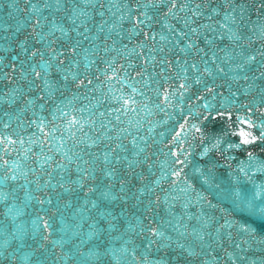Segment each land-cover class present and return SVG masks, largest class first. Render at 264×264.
Segmentation results:
<instances>
[{
  "label": "snow or ice",
  "instance_id": "1",
  "mask_svg": "<svg viewBox=\"0 0 264 264\" xmlns=\"http://www.w3.org/2000/svg\"><path fill=\"white\" fill-rule=\"evenodd\" d=\"M88 3V0H85V4ZM96 5L99 6V12L101 16H104L105 14V9L106 8H112V4L108 3L105 4L103 2V0H95V3L93 4V7H96ZM188 3L187 0H185V3H180L179 5L177 4V0H165V2L162 3V0H145V3H125L124 5H122V7H125L129 10V12H131L132 10H138L143 8L144 11L142 12H138L139 16L143 17V20H136V24L143 26V24L145 23V21H149L151 19V17L148 15L150 9L154 10V14L160 18H162L164 20V23L168 24L169 29H170V34H169V38H171L172 36H176L179 35L180 38L182 39H186L187 38V32L186 31H181V29L179 27H176L172 21L169 19V17H179V11L180 9H187L188 8ZM208 5H203L202 7H207ZM8 7L10 9H20L21 6L17 3V0H9L8 3ZM193 9H195L197 6L193 5L192 6ZM225 8H229L232 7V5L230 3H225L224 4ZM45 8H54V9H58L61 11H64L65 8L70 9L71 12L70 13H66L67 14V18L69 21H77L79 20V24L78 25H74L76 32H77V40L76 41H70V43H72V49L70 51H78L79 47H80V42L83 40H88V37L93 36L92 31L90 30V27L87 24V17L89 15V12L91 11V9L89 10H85L83 8H80L78 5H74L71 3L65 4L63 2V0H45L44 3H39L38 0H32L31 3L27 4V7L21 9L23 12L25 13H35V19L32 18L31 15H28V19L32 20V24L30 25V27L32 28L33 32H35L36 30V26L39 25L41 28L44 25L45 22V16L41 15V10L45 9ZM163 8V11H160V9ZM213 12L219 11V9L217 7H213L212 8ZM243 11V9H241V12ZM200 12L199 11H195L194 15L196 16H200ZM123 15V14H122ZM228 18H230L231 20L235 21V16H231L230 14H227ZM53 20L55 21L56 19H58L57 16L53 15ZM105 20L101 19L99 21V23L97 24V32H102L103 29L102 27H100L101 25H104ZM193 23L188 16L184 17V24L182 25L185 29H187V25ZM222 23V21H221ZM83 26V32L88 33V36H84L83 33L80 31V27ZM116 26L118 27V24L114 25H109V27H113ZM57 27V25L53 24L51 25V28L54 30ZM224 28H227L228 25L224 24L223 25ZM133 28L135 29V25H133ZM194 30L196 32H199L200 30V26L199 25H194ZM70 31L67 28H63L62 29V33L63 32H68ZM163 31V30H161ZM123 33H121L122 35ZM229 34L230 37H232V43L235 45L237 40L243 41L245 38L243 36V34L237 35L236 31H233L232 29H229ZM49 32L47 31H41L40 32V38L43 39L44 37L48 36ZM144 35L147 36L149 35L148 31L144 32ZM151 36L155 37L156 33L155 32H151L150 33ZM106 36V40L110 39V36H108L107 34H105ZM93 39L95 40V43L92 42V40H88L89 46L96 51L98 54L99 52L102 50L104 55V59L107 60V53L110 51V48L107 46L106 40L102 41L99 40L97 37H93ZM163 39V37H162ZM23 43V42H22ZM196 43L195 38L193 37L192 39H188L187 40V45L190 47L192 44ZM176 44L179 45L180 44V40H176ZM115 47V42L112 43V48ZM262 48H264V45L261 46ZM45 48L47 49V52L49 54V60H44L43 59V55H42V49L33 47L31 53H28V55H40L41 58L39 61H37L36 63H33L29 72L30 78L35 82L36 80H40L41 78H43V88H41V90L38 93L39 98L41 99V103H44L45 100L49 99V98H54L56 95V88L57 87H62L63 85H59L57 80H53L50 76H49V72L52 70V66L55 65L57 69H61L64 72V79L67 80V74L71 73V75L73 77H76L78 75V73L76 72H72L71 68L68 69H63L62 68V61L64 60V56L62 55V53L65 51L64 48L60 47L57 48L56 44H55V37H53V39L51 40H47L45 41ZM55 49V50H54ZM25 51H27L25 49ZM219 51V50H218ZM236 52L237 54L242 58L243 62L242 63H236V64H228V68L229 69H235V68H243L244 64L253 61L255 59V54L253 55H245L242 51H240L239 46H236ZM231 50L229 51H225L222 53L223 57H227L229 58V60H231ZM260 55L262 56V58H264V52L260 53ZM176 60H179V57H175ZM212 59L214 61L219 60L220 58L217 56H212ZM58 61H60L58 63ZM161 63L164 64H168V67H171V63L167 60H161ZM71 63L75 66L76 62L75 61H71ZM205 63H207L205 61ZM13 67H15V65H13ZM125 67H127V65H125ZM193 68H199V66L196 63L192 64ZM105 68H107V64L105 65ZM216 69H218L220 72L225 71V67H223L221 65V63H217L216 64ZM212 69L210 67H205L204 71L205 72H210ZM161 72L164 71V69H160ZM184 71H187V69H184ZM112 75H115V73L113 72ZM138 75H147V73H144L143 71L138 74ZM236 79H240V76H236ZM10 79V77H9ZM244 79L247 80L248 77L244 76ZM196 83H199V79L197 78ZM125 83H130L129 81H125ZM150 83V81H149ZM186 84L185 80H181L180 81V87L183 89L184 85ZM143 87V86H141ZM212 88L215 87V85H211ZM245 88L248 87V85L244 86ZM208 88H205V91H208ZM137 89L133 88L132 92L136 93ZM165 96H168L169 93L165 92L164 93ZM3 99H8V97H4ZM130 103H135L134 101H128ZM33 103V101L31 99L26 101V104L28 106H31ZM247 103V102H246ZM59 107H62L64 109L63 113H61V115H66L68 112V108L65 107L64 105H59ZM262 112H264V109H261ZM9 115V114H6ZM18 115H20V113H18ZM33 119L35 120V117H33ZM77 121V117L75 115H73L71 117V122H76ZM39 123L40 128H44V123L37 121ZM247 123V121H245ZM3 127L5 129H7L9 127L8 123H4ZM109 127H112L111 125H109ZM195 127V125H194ZM262 128H264V125H261ZM46 130V129H45ZM69 131L71 132V128L69 129ZM97 131H99V129H97ZM179 131V130H178ZM240 139L241 141H243V143L245 145H247L249 143L250 140L254 141L257 139V137L249 132H246L245 129H240ZM105 138V134L104 132H101L100 136L97 137L96 139H89L87 136L83 137V139L87 142L88 145H93L95 143H98L100 139ZM109 139V143L111 144V148H108L107 145H105V151L103 153V160H104V176L105 177H112L115 174V169H113L110 166V162L111 161H116L119 162L121 160V156L117 155L115 151H113L114 149H117L120 145H121V141L120 138L117 137L115 142H112V138L108 137ZM260 139L264 140V133L261 134ZM7 140L8 142H12L13 141V137L11 135H8L7 133H5V135L0 136V141H5ZM20 143H23V141L21 140ZM41 143H43V141H41ZM49 143H52L51 140H49ZM133 144H135V138H133L132 141ZM217 143H219V141H217ZM229 148L232 147V145L228 146ZM235 147L239 148L241 147V145L238 143L235 145ZM3 148L8 150L9 152L11 151V149L9 148V144L8 143H4L3 144ZM59 150V149H58ZM189 151H191V149H189ZM205 151H207V148H205ZM176 150L173 149V153H175ZM204 153H201V155H203ZM81 155H84L83 152H81ZM188 156V153L185 152L183 153V156L180 159H175V155H173V159H175V164L173 165V167L175 168V171L171 172L172 176H179L181 174V169L183 168L184 165V161L185 158ZM248 157H249V161L251 162V160L254 158L253 157V153L251 151V149H249L248 151ZM63 156L61 157V160H63ZM72 159H76V162L78 165L83 164L85 165V167H91L93 169V171H95V165H89L87 163V161L85 160H80L78 157H73L71 154H68V160H72ZM41 163H43V161H41ZM131 163V162H130ZM8 164V160L5 158L3 160V165H7ZM264 166V165H261ZM54 167H61L60 165H54ZM245 167H247V165H245ZM209 169L213 168L212 164L208 165ZM81 173L83 177H88L91 175V173L89 171H86L84 167H81L78 169ZM195 171L199 172V168L195 169ZM240 171L243 172L244 168H240ZM253 171H255V169H253ZM11 173L12 177L15 178L16 173L12 172L11 169H8L7 172L5 173V175L0 176V184L6 183L8 181V173ZM164 175H167V173H164ZM94 178V177H93ZM202 180L205 181H210L211 180V176L210 174H202L200 177ZM236 177H233V179H235ZM141 179H143V177H141ZM185 181H186V187H191L192 185V181L188 180L187 177H185ZM77 183L78 184H83L84 180L83 178H78L77 179ZM109 184H111V180L108 181ZM173 183H175V181H173ZM124 184L125 181L123 179H121L120 181V185H121V191H123L124 188ZM94 185H89L87 189H85V191H92L94 189ZM141 192L146 191L145 188L141 187L140 188ZM0 192H2V189H0ZM238 193H234V195H237ZM100 195L102 196H108L110 195V193L108 192V189L105 188L103 190V192L100 193ZM201 195H203V193H201ZM257 197H260V200L257 201ZM125 199H127V197H125ZM159 199V197H157V200ZM165 199H167V196H165ZM246 206L253 212H258L261 215H264V190H257L255 192H253L250 196L247 197V199H245L243 201ZM96 201H93V204H95ZM259 203V207H256V204ZM187 206V205H185ZM105 213H107V210H104ZM161 223H163V221H161ZM43 227L44 228H49V220L47 217H44L43 220ZM142 230L144 229V226L142 225ZM242 228H244L245 230H250L248 225H241ZM149 233L150 236L154 237V238H162L164 241H168L169 237L167 235H165L164 230L162 227H160L159 225H152L151 222H149ZM45 239H47V236H45ZM241 240H244V237H240ZM151 240H150V244H151ZM161 246H164L163 244ZM237 247H239V245H237ZM229 256H232L233 259H236L235 256L232 255L231 252L228 253ZM145 264H148L147 260H145Z\"/></svg>",
  "mask_w": 264,
  "mask_h": 264
}]
</instances>
